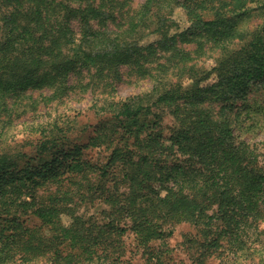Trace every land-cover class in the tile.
Listing matches in <instances>:
<instances>
[{"label": "trees", "instance_id": "trees-1", "mask_svg": "<svg viewBox=\"0 0 264 264\" xmlns=\"http://www.w3.org/2000/svg\"><path fill=\"white\" fill-rule=\"evenodd\" d=\"M111 1L0 0V119L12 111V96L30 88L46 87L48 102L61 100L78 67L98 76L88 84L115 79L121 64L155 79L151 90L102 107L116 121L111 132L106 125L96 129L92 145L111 150L103 166L75 154L67 157L64 144L48 147L50 139L39 146L41 159L56 148L43 164L0 154V259L14 251L9 259L23 263L48 257L50 264H130L123 242L130 231L146 256L144 264H166L164 252L154 247L165 244L167 224L183 222L198 228L195 264L218 258L223 249L249 256L258 250L249 243L264 242V161L204 105L225 101L222 110L230 109L229 99L245 95L252 83H264V22L250 24V18L264 14L255 13L264 10V0H144L121 32L107 28ZM177 8L187 15L198 52L211 44L220 54L206 70L190 65L192 58L172 41L183 62L174 78L165 79L147 68L145 52L172 50L167 39ZM151 33L161 36L157 46L138 43ZM158 107L170 109L171 134L163 132ZM51 125L60 127L57 121ZM83 171L102 180L91 188L104 197V215H76L59 202L37 206L36 191L44 181L61 184ZM111 175L120 178L107 186ZM121 180L128 182V194ZM210 203L216 206L212 213ZM23 215L39 223L26 224Z\"/></svg>", "mask_w": 264, "mask_h": 264}, {"label": "rangeland", "instance_id": "rangeland-1", "mask_svg": "<svg viewBox=\"0 0 264 264\" xmlns=\"http://www.w3.org/2000/svg\"><path fill=\"white\" fill-rule=\"evenodd\" d=\"M229 1V0H228ZM144 0H112L110 3L111 14L108 27L112 32H121L127 27L129 15L138 10ZM263 12L256 11L255 13ZM174 26L169 33L167 42L172 44L189 55L192 60L188 63L203 66L206 70H211L215 65V60L220 51L211 44L205 46L204 50L198 52L199 45L189 36L187 27L189 26L187 15L182 8H177L173 15ZM264 22V14L255 15L250 18V24L257 26ZM78 29V23L75 24ZM161 38L158 34H148L138 40L139 44L148 46L155 44ZM144 63L154 75L161 78H174L176 71L182 64L180 56L176 55V49L172 44V50L164 48L149 49L146 52ZM86 68L78 67L69 76L70 91L61 100L49 101L51 90L42 88H30L20 96H12L10 100L13 109L5 112L0 119V154L6 153L15 156L19 160H36L35 164H41L48 158L56 148H48L42 156L39 146L47 139L52 142L49 146H58L59 142L64 144L61 147L66 151L64 155L70 154L79 156L88 164L103 166L107 164L111 150L107 146H93L99 131L96 129L103 126L108 127L111 132L116 127L115 122L109 114L102 110V107L111 101H118L131 95L145 93L152 89L154 76H141L134 65L121 64L120 74L115 79L100 78L99 84L89 83L92 78H97ZM84 84V85H83ZM228 102L234 105L230 109L222 110L225 101H212L204 106L210 110L213 119L226 121L234 128L237 142H244L254 148L260 159L264 161V83L258 81L252 83L245 95L229 99ZM160 114L161 124H163L164 134H171L174 126V118L168 108H154ZM57 121L60 127L52 126ZM45 132V133H44ZM101 132V131H100ZM43 134V135H42ZM80 153H77L75 149ZM63 151V152H64ZM62 152V151H61ZM62 156V155H60ZM63 158L56 162L62 164ZM138 160V159H135ZM46 161V162H47ZM117 175L120 171L117 170ZM107 181V186H114L119 180ZM64 180L61 184L51 180H46L36 191L37 206H47L51 202H59L64 206L75 209L76 215L86 217H101L107 208L104 197L100 190L91 188L98 185L102 180L98 178L94 171H83L73 176L69 180ZM128 182L121 180L119 186L122 192L128 194ZM100 191V192H99ZM1 205V203H0ZM216 206L209 204L208 210L212 213ZM2 211V210H0ZM17 211H13L15 214ZM19 213V212H18ZM5 216V215H4ZM70 216H66L69 221ZM22 221L26 224H38V220L31 215H23ZM167 238L165 244L160 242L154 247L156 252H164L166 264H195L197 247L194 237L198 233V228L190 223H177L170 227L167 224ZM254 237V236H253ZM126 255L124 260L130 264H144L146 256L143 249L139 250L134 234L128 231L123 238ZM257 242V243H256ZM249 243L252 249L249 256L230 254L223 249V253L217 257H211L205 264H264V242L256 241ZM14 251H11L7 259H0V264H50L49 258H31L28 263H23L19 259H9ZM253 254V255H251Z\"/></svg>", "mask_w": 264, "mask_h": 264}]
</instances>
